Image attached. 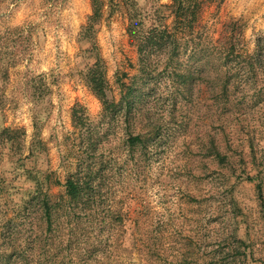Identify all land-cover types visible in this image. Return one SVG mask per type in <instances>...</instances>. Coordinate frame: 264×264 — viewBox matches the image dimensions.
<instances>
[{"label":"clouds","instance_id":"1","mask_svg":"<svg viewBox=\"0 0 264 264\" xmlns=\"http://www.w3.org/2000/svg\"><path fill=\"white\" fill-rule=\"evenodd\" d=\"M264 0H0V264H264Z\"/></svg>","mask_w":264,"mask_h":264},{"label":"trees","instance_id":"2","mask_svg":"<svg viewBox=\"0 0 264 264\" xmlns=\"http://www.w3.org/2000/svg\"><path fill=\"white\" fill-rule=\"evenodd\" d=\"M262 198H264V197H262Z\"/></svg>","mask_w":264,"mask_h":264}]
</instances>
